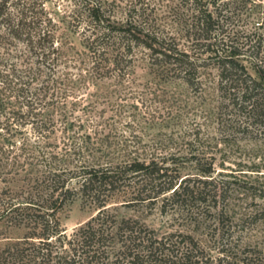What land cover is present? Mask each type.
I'll return each mask as SVG.
<instances>
[{
	"label": "trees",
	"instance_id": "trees-1",
	"mask_svg": "<svg viewBox=\"0 0 264 264\" xmlns=\"http://www.w3.org/2000/svg\"><path fill=\"white\" fill-rule=\"evenodd\" d=\"M229 3L167 0L161 15L154 0H0V222L23 230L0 264H264V246L233 240L214 155L143 147L124 120L138 119L129 99L197 104L217 124L242 116L264 134V8L236 45L221 24ZM187 164L198 176L182 175ZM77 198L95 213L67 234L60 213ZM157 204L205 240L119 213Z\"/></svg>",
	"mask_w": 264,
	"mask_h": 264
},
{
	"label": "rangeland",
	"instance_id": "rangeland-1",
	"mask_svg": "<svg viewBox=\"0 0 264 264\" xmlns=\"http://www.w3.org/2000/svg\"><path fill=\"white\" fill-rule=\"evenodd\" d=\"M166 1L154 0L157 13L161 15L164 13L163 3ZM229 1L227 18L221 21L222 28L226 33L230 32L232 41L236 45H242L241 41L244 40L241 36L242 32H250L251 28L253 29L257 21L256 12L264 8V0ZM70 40L75 47L81 48L79 35L71 33ZM244 63L248 70L254 73L250 63L246 60ZM144 66L136 68L135 78L138 82L136 89L147 98L153 90L148 88L145 82L152 75ZM158 91L161 89L159 88ZM166 91L168 94H191L182 84H169L166 86ZM132 102L138 105L136 109L138 119L131 120L130 116H126L124 120L130 121L134 126L136 134L142 138L143 147L214 155L212 177H215L216 181H223L220 187L226 190L225 200L221 202L217 197V205L219 208L224 205L225 215L229 218L231 230L234 232L233 240L237 239L241 246H264V198L260 196V190L264 188V134L257 126H248V130H244V122L241 123L242 116L235 114H231L232 117L236 116L235 121L224 120L223 124H217L215 115L202 110L203 105L195 104L191 109L174 107L170 112L169 108H163V103L157 104L158 102L149 100L142 102L137 99L127 101L128 105ZM164 105H168V102ZM155 107L158 113L155 112L156 120L151 121L149 113H153L152 109ZM109 114L108 111L106 115ZM229 116L223 115L222 118L229 119ZM122 123H117V128L122 127ZM124 128L127 130L126 135L129 134V124ZM181 173L198 176L197 171L190 164L185 165ZM214 211L212 209V212ZM94 213V208L77 198L68 203L60 213L63 228L67 234H70ZM119 213L137 215L149 226L161 232L182 230L205 240L204 231L189 224L188 219L186 220L179 213L173 216L170 214L173 212L161 213L158 204L152 208L143 207L136 211L121 207ZM22 232L21 229L10 228L0 222V248L9 240L21 236Z\"/></svg>",
	"mask_w": 264,
	"mask_h": 264
}]
</instances>
